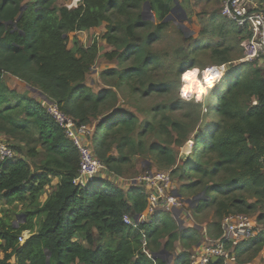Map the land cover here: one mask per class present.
<instances>
[{"label": "trees", "instance_id": "obj_1", "mask_svg": "<svg viewBox=\"0 0 264 264\" xmlns=\"http://www.w3.org/2000/svg\"><path fill=\"white\" fill-rule=\"evenodd\" d=\"M178 2L190 16L187 23L206 21L203 13H191V0ZM57 3L0 0V135L20 155L0 162V203L6 206L0 209V264H47V252L50 264H167L158 254L172 256L177 244L183 252L174 264H191L190 250L203 235L197 220L207 210L214 215L205 234L214 240L228 215L264 222V58L240 62L248 32L214 11L196 38L178 28L181 42L165 52L158 45L174 0ZM259 5L264 9V0ZM99 29L88 46L76 36L70 40ZM204 54L212 65L230 64L206 105L178 95L182 76L207 66ZM99 57L113 66L99 73L104 87L96 92L87 80ZM6 75L56 102L77 125L93 126L91 148L108 173L121 177L141 157L171 174L184 201L204 193L194 208L181 211L193 226L182 228L181 217L165 211L138 227L125 224V215L134 219L148 208L140 185L124 190L102 178L76 185L78 151L39 100L9 89ZM123 93L161 101L142 120L138 111L119 106ZM177 148L187 155L181 159ZM54 178L59 184L42 202ZM25 231L31 236L21 244ZM226 248L246 264L263 250L264 233Z\"/></svg>", "mask_w": 264, "mask_h": 264}, {"label": "built area", "instance_id": "obj_2", "mask_svg": "<svg viewBox=\"0 0 264 264\" xmlns=\"http://www.w3.org/2000/svg\"><path fill=\"white\" fill-rule=\"evenodd\" d=\"M221 15L249 34V38L242 43L244 57L240 62L251 63L264 58V10L256 5V0H224L221 4ZM229 65H215L206 68L203 71L204 86L208 87L207 81L209 79L214 80L215 83L221 81L229 72ZM182 96L185 97L183 94ZM42 105L78 151L80 165L78 175L74 180L76 185L85 187L98 178L105 180L104 175L110 177V181L113 183L117 180L128 183V180L110 175L104 164L95 157L90 141L94 131L93 126L77 125L75 119L65 113L56 102H43ZM16 157H18L17 152L5 140V137L0 135V162L6 163ZM135 184L145 189L149 205L144 214L134 219L125 215L124 222L127 225L138 227L149 222L150 218L158 212H178L188 206L183 199L177 196V190L169 172L149 170L131 179L128 185ZM221 228V237L216 240H209L205 253L199 257L192 256L191 263L211 264L214 258H218L219 261L224 260V264H226L229 257V251L226 247L229 243L250 241L264 233V225L254 224L252 218L245 214L226 216L221 223ZM30 236V231L23 232L19 237V242L24 244Z\"/></svg>", "mask_w": 264, "mask_h": 264}, {"label": "rangeland", "instance_id": "obj_3", "mask_svg": "<svg viewBox=\"0 0 264 264\" xmlns=\"http://www.w3.org/2000/svg\"><path fill=\"white\" fill-rule=\"evenodd\" d=\"M78 1V2H77ZM208 2V3H207ZM70 3V1H69ZM77 3L79 4V0H74V2L71 4L70 3V8L74 7V4ZM59 6H65L67 5L65 3L64 0H59L57 3ZM264 10V9H263ZM218 12L220 13L221 11V4H217L216 0H191V13L193 14H200L203 13L204 15V19L207 21L208 20V15L207 13H213V12ZM188 17L190 18V16H187V19H184L182 17V13L180 11L175 12L174 14L171 15V19L169 20L170 22V26L167 29V34L163 40V42L158 45V49L165 51V52H172L174 50V48H176V45L181 42L179 35L177 33V29L179 28L180 30H183L186 34V37L189 39L190 37H197L199 34V31L201 29L202 24H206L205 22H201L202 19H197L196 17H194V22L191 23H187L188 21ZM102 29L99 30H95L93 32H88L85 34H81L82 35V39L84 41H82L81 39L78 38V40L81 42V44L88 46L91 43V40L93 38H97L100 34H102ZM104 45V43L102 44V46ZM103 48L106 49V47L103 46ZM208 53H206L207 55ZM205 54L203 55V62L204 63H208L207 66H205V68H199L198 70V78L201 81V85L200 88H203V90L200 91L196 90L195 88L191 91H185L187 82L185 81V75L182 76L181 81H180V89L178 91V95L187 101H202L206 104H208V100L211 96V92L213 90V88L218 85L220 83L217 82L215 83V81H213V85H210V87H205L203 84V78H204V73L203 71L206 68H209L211 66H215L212 65V62L210 60L209 56H206ZM259 64L264 65V61L261 60L259 62ZM113 66L112 64H109L104 58L99 57L96 61V65L93 67L91 73L89 74L88 77V84L90 86L93 87L94 91L97 92L98 89L104 87L103 83H101L100 81V77H99V73L104 70L107 67ZM225 78V77H224ZM198 80V81H199ZM224 80V79H223ZM199 81V82H200ZM222 81V80H221ZM212 83V82H211ZM225 86V85H224ZM213 87V88H211ZM191 88H193L192 84H191ZM196 91V92H194ZM183 92V93H181ZM202 92V93H200ZM192 93V95H191ZM182 94H184L186 97H183ZM140 98L136 97V96H129L128 93H123L122 98H121V103H120V107H122V109H128V110H132V111H138L140 113V117L142 120L147 119V115H148V110L150 107H152L154 104H156L157 102H160L161 99L159 98H148L145 100H139ZM215 105L216 103L213 102L212 103V115L214 116V112H215ZM208 120V119H207ZM12 144V143H11ZM188 148H190V146H187ZM179 154L181 159L184 158L185 155H187V150L184 148H180V149H176ZM22 155V154H21ZM20 155H18L19 157ZM23 156V155H22ZM133 164L132 166H127L124 168L123 170V175L121 177H119L120 179L123 180H128V183L126 184V181H122L121 180H117L114 181V184H116L117 186L122 187L124 190H127L129 188L130 185H128L130 183L131 179L136 178L137 176L144 174L145 172L149 171V170H157V168L151 164L149 159H144L141 157H136L135 159H133ZM31 162V160H29ZM163 172H167L166 170H161ZM111 175V174H110ZM105 180L110 181V177H107L106 175H104ZM2 208H6V206H4L3 204L0 203V209ZM178 212L176 211L175 214H177ZM213 215H214V210L213 209H209L206 211V213H204L202 216H200V218L197 220L201 225L198 228L199 232H200V236L201 234H203V232H205L208 224L213 221ZM22 223V222H20ZM205 229V230H204ZM204 235L201 236V240H203ZM163 257L165 259H167L166 254L163 255ZM229 261L231 264H238L237 262H233V258L232 256L229 257ZM232 261V262H231ZM167 262V261H166ZM169 264V263H168ZM246 264H264V258L263 257H259V255H257L252 261L246 263Z\"/></svg>", "mask_w": 264, "mask_h": 264}, {"label": "crops", "instance_id": "obj_4", "mask_svg": "<svg viewBox=\"0 0 264 264\" xmlns=\"http://www.w3.org/2000/svg\"><path fill=\"white\" fill-rule=\"evenodd\" d=\"M26 1H34V0H26ZM59 1V0H58ZM65 1V0H64ZM74 2V0H70V3L72 4ZM78 2V1H77ZM80 2V0H79ZM65 3L67 5V7L70 8V3L69 1H65ZM79 4L75 3L74 4V7H77ZM256 5H258V7L261 9L260 5H259V0H256ZM81 34H85V33H75V34H72L70 35V40H74L75 36L78 37L79 39H81L82 41H84L82 39V35ZM72 44V43H71ZM104 47H106V49L108 50L109 48H107L106 45H103ZM105 49V48H104ZM5 83L6 85L9 87V89L11 90H15L19 93H22V94H27L28 96L34 98V99H37L39 100V102L42 104L43 102H48V99L46 98V96H44L42 93H40L39 91L35 90V89H32L31 87L27 86L26 84L20 82L18 79L14 78V77H11V76H8L6 75L5 78ZM59 184V179L58 178H54L53 181H52V185H51V188H48L47 189V193L44 195V197L42 198V202H44L48 195L50 193H52L53 191L56 190L57 186ZM4 204H6L5 201H3ZM181 211H178L177 213V216L180 218L181 217ZM252 218V222L258 226H263L264 225V222L260 223L257 221V219L255 217H251ZM190 219V220H189ZM192 218H191V215L189 214L188 217H184L182 216L181 217V227L182 228H190L193 226V222L191 221ZM20 222H24V221H20ZM205 230V229H204ZM206 232V230H205ZM205 232H203V235L205 234ZM209 240H214V239H211L210 237H208L206 234L204 235L203 237V240H201V242L195 246L192 247V249L190 250V253L192 256H202L204 253H205V250L206 248L208 247V243H209ZM3 243H0V246L2 245ZM181 252H183V248L177 244V248H176V251L175 253L172 255V256H169L166 254L167 256V259H165V261H167V264H174L175 262V259L177 257L178 254H180ZM259 257H263L264 258V248L263 250L258 254ZM232 256L233 258V262H236L235 261V257L234 255H231V251H229V257ZM229 257L227 258V261H226V264H231L230 261H229ZM232 262V261H231ZM193 264V263H191Z\"/></svg>", "mask_w": 264, "mask_h": 264}, {"label": "water", "instance_id": "obj_5", "mask_svg": "<svg viewBox=\"0 0 264 264\" xmlns=\"http://www.w3.org/2000/svg\"><path fill=\"white\" fill-rule=\"evenodd\" d=\"M174 1H175V3H176V6H175V8L172 10V14H174V13L177 12V11H181V12H182V17H183L184 19H187V15H186L185 11L181 8V6H180L178 0H174ZM25 8H26V6H23V8L21 9V14H20V16L18 17L17 22H18L19 19L22 17V12L25 10ZM170 19H171V16H169L165 21H168V20H170ZM8 24H9V23H7V25H8ZM176 193H177V196H178L179 198L183 199V198L181 197V195H180L178 192H176ZM204 195H205V194L202 193V194H199L198 196H196V197H194V198L187 199V200H185V203H186L188 206L194 208L197 204H199V203L201 202V200L203 199ZM25 220H26V218H25L24 215H19V216H18V223H19L20 221H25ZM16 226H17V224H16ZM16 226H15V227H16ZM165 254H166V252H165V251H162V252H160V253L158 254V257L164 259L163 255H165ZM50 257H51V254H50L49 252H47V264H50ZM164 260H165V259H164ZM217 261H219L218 258H214V259H213V262H217Z\"/></svg>", "mask_w": 264, "mask_h": 264}, {"label": "bare ground", "instance_id": "obj_6", "mask_svg": "<svg viewBox=\"0 0 264 264\" xmlns=\"http://www.w3.org/2000/svg\"><path fill=\"white\" fill-rule=\"evenodd\" d=\"M198 70L197 69H194V70H191V71H189V72H187L186 74H185V77L187 76V77H190V79H185V81L187 82V85H186V88H185V91H191V90H193L194 88L196 89V90H199L200 89V91L201 90H203V88H200V85H201V81L199 80V78H198ZM200 82H199V81ZM214 80H208L207 81V84H208V87H210V85H213V82ZM212 82V83H211ZM191 84H192V86H193V88H191ZM212 88V87H211ZM194 92H196V91H194ZM183 93V92H182ZM200 93H202V92H200ZM184 95V94H183ZM191 95H192V93H191ZM185 96V95H184ZM186 98H188L187 96H185Z\"/></svg>", "mask_w": 264, "mask_h": 264}, {"label": "snow or ice", "instance_id": "obj_7", "mask_svg": "<svg viewBox=\"0 0 264 264\" xmlns=\"http://www.w3.org/2000/svg\"><path fill=\"white\" fill-rule=\"evenodd\" d=\"M185 79H190V77H187V76H186Z\"/></svg>", "mask_w": 264, "mask_h": 264}]
</instances>
